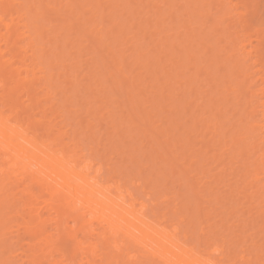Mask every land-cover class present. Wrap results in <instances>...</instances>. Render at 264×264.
<instances>
[{"label": "bare ground", "instance_id": "1", "mask_svg": "<svg viewBox=\"0 0 264 264\" xmlns=\"http://www.w3.org/2000/svg\"><path fill=\"white\" fill-rule=\"evenodd\" d=\"M0 264H264V0H0Z\"/></svg>", "mask_w": 264, "mask_h": 264}, {"label": "rangeland", "instance_id": "2", "mask_svg": "<svg viewBox=\"0 0 264 264\" xmlns=\"http://www.w3.org/2000/svg\"><path fill=\"white\" fill-rule=\"evenodd\" d=\"M129 53H130V52L127 51V56L129 55ZM146 82L149 83V81H146ZM150 82H151V81H150ZM161 82L163 83V81H159V83H161ZM128 83H129V82H128ZM179 84H180V83H179ZM181 84H182V83H181ZM127 86L130 87L129 85H127ZM170 86H171V85H169V87H170ZM172 86H173V85H172ZM128 87H127V88H128ZM130 89H131V88H130Z\"/></svg>", "mask_w": 264, "mask_h": 264}]
</instances>
